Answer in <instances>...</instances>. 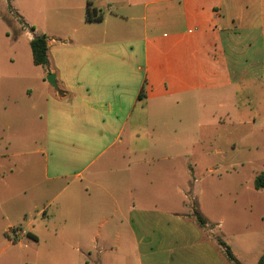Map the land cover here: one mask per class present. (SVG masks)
<instances>
[{
	"label": "crops",
	"instance_id": "1",
	"mask_svg": "<svg viewBox=\"0 0 264 264\" xmlns=\"http://www.w3.org/2000/svg\"><path fill=\"white\" fill-rule=\"evenodd\" d=\"M12 8L10 23L0 11V237L42 242L43 258L21 264H232L217 235L228 214L258 210L264 224V163L247 157L244 180L240 154L264 140V0ZM234 234L261 242L245 252L257 264L264 232Z\"/></svg>",
	"mask_w": 264,
	"mask_h": 264
},
{
	"label": "rangeland",
	"instance_id": "2",
	"mask_svg": "<svg viewBox=\"0 0 264 264\" xmlns=\"http://www.w3.org/2000/svg\"><path fill=\"white\" fill-rule=\"evenodd\" d=\"M0 11L8 12V15L4 16V19L8 23L14 21L15 17H17V15L12 12L14 11V9L12 8V0H0ZM11 17H13L14 19ZM18 20L19 24L22 25L20 22V18ZM215 134L218 137L229 138L226 135L224 136L222 130L215 131ZM244 145L242 146V150L240 151V154L243 157V166L241 167V169L243 170L244 175L242 176V179L246 177L245 170L250 166V164H248V160L246 159L247 157L252 158L253 164L256 165L255 167H261L264 163V140L258 143L256 142L253 145L248 144V148L246 147V144ZM202 174L207 175L208 178H210V175L208 173L202 171ZM216 176H218V173L215 171L213 175H211V177L217 179ZM207 180L208 179L204 180L201 178L199 184L202 185ZM244 180L241 181L243 182ZM229 197L230 196H228V198ZM189 204L193 205L191 201L189 202ZM241 210H243V215L239 214L238 216H233V213L228 214L226 219L227 222L226 224H224L225 226H223V229L219 228L222 230H218L217 235L224 240V243H227L226 246H228L229 250L232 251L234 255H238V258L240 260H243L245 264H254L255 257L251 255H245V252L247 253L246 248L252 250V246L254 245V243L259 242V240L254 241L249 238L245 241H238L235 238L234 231L236 228L242 229L243 227H246L249 234L263 233L264 224H262L261 220L259 219V215L261 214L260 211L253 210L250 212V210L247 211L246 208H241ZM240 221L244 222L245 224H241ZM231 222L234 224H232ZM7 240L8 239L5 236H2V238L0 237V264H21V260L26 259V257L35 259L38 258L40 260L43 259L40 257L42 254V242H35L31 238H29V236H24L23 238H21L22 245L21 247H19L16 242L13 241L14 245H12L9 244ZM260 243L261 242H259V244L257 245L259 246Z\"/></svg>",
	"mask_w": 264,
	"mask_h": 264
},
{
	"label": "trees",
	"instance_id": "3",
	"mask_svg": "<svg viewBox=\"0 0 264 264\" xmlns=\"http://www.w3.org/2000/svg\"><path fill=\"white\" fill-rule=\"evenodd\" d=\"M100 16H95V9L90 7L89 5L86 7V19H98ZM20 21L22 24L26 25L23 20L20 18ZM46 36L44 34H33V37L30 40V49L32 53V60L34 64L41 65L42 67H46L48 64V58H47V44H46ZM254 187L255 188H262L264 187V171H261L258 173L254 178ZM194 217L195 220L200 224L204 225L205 220L200 216L199 213L194 211ZM218 243L224 250V254L226 258L232 263V264H240L236 258L233 256L231 251L229 250L228 246L221 241L218 240ZM264 260V254L259 258L257 264H262Z\"/></svg>",
	"mask_w": 264,
	"mask_h": 264
},
{
	"label": "water",
	"instance_id": "4",
	"mask_svg": "<svg viewBox=\"0 0 264 264\" xmlns=\"http://www.w3.org/2000/svg\"><path fill=\"white\" fill-rule=\"evenodd\" d=\"M46 79L51 85L55 86L54 75L52 73L47 74Z\"/></svg>",
	"mask_w": 264,
	"mask_h": 264
}]
</instances>
